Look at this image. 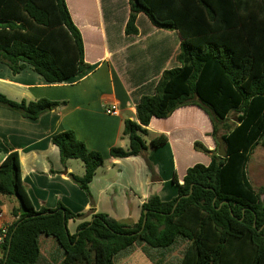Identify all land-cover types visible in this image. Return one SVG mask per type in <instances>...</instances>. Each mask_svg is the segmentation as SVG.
Here are the masks:
<instances>
[{"label": "trees", "instance_id": "16d2710c", "mask_svg": "<svg viewBox=\"0 0 264 264\" xmlns=\"http://www.w3.org/2000/svg\"><path fill=\"white\" fill-rule=\"evenodd\" d=\"M128 2L127 35L138 34L137 19L144 13L156 27L177 31L182 42L176 57L179 66L166 70L154 94L138 101L137 121H125L129 148L113 147L110 156H145L152 119H166L185 106L207 113L211 135L216 144L219 137L227 143V156L197 141L196 150L213 152L211 162L189 168L182 184L175 177L176 198L151 196L134 225L96 213L71 234L69 220L82 215L62 204L37 211L22 180L19 154L12 152L0 165V196L17 203L3 264H39L41 236L58 242L64 252L62 264H115L114 257L134 244L164 249L179 238L189 243L181 264H264V187L255 189L247 174L250 154L258 145L264 147V0ZM0 63L14 74L31 66L48 84L85 75L90 65L85 62L83 37L66 0H0ZM62 104L46 98L18 102L0 92V106L31 120ZM233 113L238 114L235 126L219 136L217 121L225 123ZM167 142L160 134L150 140V148ZM52 143L65 167L73 159L85 164L84 176L70 177L91 196L89 185L105 162L103 154L89 150L73 130L55 134ZM147 164L156 180L154 166ZM21 202L25 214L20 213ZM2 206L0 200V214Z\"/></svg>", "mask_w": 264, "mask_h": 264}, {"label": "crops", "instance_id": "0c3cea01", "mask_svg": "<svg viewBox=\"0 0 264 264\" xmlns=\"http://www.w3.org/2000/svg\"><path fill=\"white\" fill-rule=\"evenodd\" d=\"M121 28L117 24L111 0H66L75 25L83 37L85 62L90 65L85 75L75 76L61 84H48L31 66L18 74L0 63V92L21 102L49 99L63 103L56 110L37 120L0 106V165L12 152L19 154L24 185L37 211L56 209L62 204L75 214L71 219L75 234L83 222L103 213L126 223L136 224L142 216L143 204L158 195L163 201L178 196V184L183 183L187 170L205 160L211 153L195 149L202 143L215 151L213 124L198 106H185L166 119L153 118L147 127L152 138L165 134L168 142L151 148L145 157L114 159L113 147H124L123 130L126 120L137 121L136 105L143 96H151L166 70L179 66L176 57L182 42L177 31L156 27L141 13L137 35H127L130 17L128 0ZM115 15V16H114ZM145 28L140 27V22ZM116 107L115 114L106 109ZM220 123L218 135L220 133ZM73 130L89 150L105 158L89 185V196L70 174L76 171L60 159L59 149L52 143L55 134ZM222 131V130H221ZM150 139V140H151ZM203 139V140H202ZM220 139V138H218ZM147 161L154 166L156 180L151 178ZM79 176V175H77ZM81 177V176H80ZM3 202L0 225L13 223L14 198L0 196ZM39 264H62L64 252L53 237L41 236ZM189 243L179 238L168 248H152L134 244L114 257L115 264H181Z\"/></svg>", "mask_w": 264, "mask_h": 264}, {"label": "rangeland", "instance_id": "374dc122", "mask_svg": "<svg viewBox=\"0 0 264 264\" xmlns=\"http://www.w3.org/2000/svg\"><path fill=\"white\" fill-rule=\"evenodd\" d=\"M127 0H111L112 5H113V10H114V15L117 24L119 23V28H121L122 26V22H123V17L125 14V9L127 6ZM140 27L142 29L145 28V23L143 21L140 22ZM237 113H233L228 121H226L224 124H220V133L226 131L229 128H232L235 126V122L237 120ZM222 130V131H221ZM220 135V134H219ZM124 149H128L129 148V139L127 136H124ZM151 137H153V135H150V133L146 136V140H147V144L149 146V150L150 148V139ZM220 138V137H219ZM203 140V139H202ZM220 148V143L217 144L215 152H217ZM143 157V156H142ZM145 157V156H144ZM196 163H201V164H205L206 161L205 160H199ZM71 164L73 165L76 174L79 176H84L85 174V164L81 161V160H76L73 159L71 160ZM149 173H151V178L153 179V173L152 170L149 168V166L147 165ZM247 174L249 177V180L252 184V186L257 189L260 190L261 188L264 187V147L261 145H258L255 150L250 154L249 157V162L247 165ZM153 196V195H152ZM70 231L75 228L73 222H70Z\"/></svg>", "mask_w": 264, "mask_h": 264}, {"label": "built area", "instance_id": "2783aa9c", "mask_svg": "<svg viewBox=\"0 0 264 264\" xmlns=\"http://www.w3.org/2000/svg\"><path fill=\"white\" fill-rule=\"evenodd\" d=\"M107 114H115L116 107L112 106L111 108L106 109ZM2 213L0 214L1 217ZM12 223H3L0 225V264H3L5 246L9 239L10 227Z\"/></svg>", "mask_w": 264, "mask_h": 264}, {"label": "water", "instance_id": "95a60500", "mask_svg": "<svg viewBox=\"0 0 264 264\" xmlns=\"http://www.w3.org/2000/svg\"><path fill=\"white\" fill-rule=\"evenodd\" d=\"M218 142L220 143L219 156L220 157H226L227 156V151H226L227 143H225L224 140L221 139V138L218 139ZM192 191H193V188L191 189V192ZM20 206H21L20 213L21 214H25L27 211H26V209H25V207H24L22 202L20 203ZM145 213H146V211H145ZM146 221H147V218L145 216L144 222H143V227L145 226ZM11 240H12V237L10 238V241ZM9 250H10V245H9ZM8 256H9V251L7 252V256L6 257L8 258Z\"/></svg>", "mask_w": 264, "mask_h": 264}]
</instances>
